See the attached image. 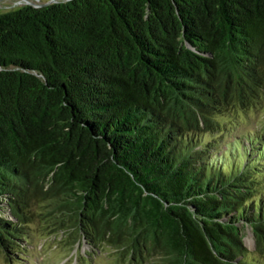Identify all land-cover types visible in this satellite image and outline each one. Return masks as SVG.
<instances>
[{"label":"trees","instance_id":"16d2710c","mask_svg":"<svg viewBox=\"0 0 264 264\" xmlns=\"http://www.w3.org/2000/svg\"><path fill=\"white\" fill-rule=\"evenodd\" d=\"M263 97L264 0L0 13V252L39 219L122 263L264 264V135L225 129Z\"/></svg>","mask_w":264,"mask_h":264},{"label":"rangeland","instance_id":"374dc122","mask_svg":"<svg viewBox=\"0 0 264 264\" xmlns=\"http://www.w3.org/2000/svg\"><path fill=\"white\" fill-rule=\"evenodd\" d=\"M51 1L58 0H0V13L30 3L42 5ZM236 115L237 118L232 124L224 125L227 132L233 128L230 138H227L226 141H232L234 138L240 139L242 140L241 148L247 146L250 150L253 144L248 142V138L252 137L253 132H262L264 135V97L257 107L248 109L245 113L238 112ZM224 149L225 146L221 144L219 146L220 154ZM230 158L235 159V153ZM38 220L35 219L26 227L31 233L32 242L29 245H24L25 248H19V252L17 251L15 255H10L11 259H7L6 255L0 252V264H128L118 262L115 256L117 252L104 248L96 251L85 240L71 249L67 240L64 241L61 232L50 235V232L43 230ZM244 246L249 251H253L255 248L253 233L248 226L245 229ZM86 253L90 256H83Z\"/></svg>","mask_w":264,"mask_h":264},{"label":"water","instance_id":"95a60500","mask_svg":"<svg viewBox=\"0 0 264 264\" xmlns=\"http://www.w3.org/2000/svg\"><path fill=\"white\" fill-rule=\"evenodd\" d=\"M52 2H55V1H51V2H48V3H44L42 5L49 4V3H52ZM30 5H33V6H41V5H36V4H32V3H30Z\"/></svg>","mask_w":264,"mask_h":264}]
</instances>
